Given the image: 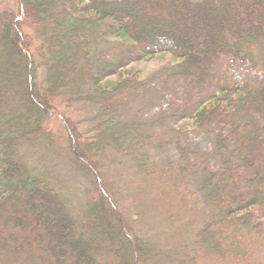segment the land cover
I'll return each instance as SVG.
<instances>
[{"label":"trees","instance_id":"obj_1","mask_svg":"<svg viewBox=\"0 0 264 264\" xmlns=\"http://www.w3.org/2000/svg\"><path fill=\"white\" fill-rule=\"evenodd\" d=\"M17 2L20 16L0 19V255L35 239L33 232L39 243L10 252L6 262L264 264V0ZM21 24L39 37V63ZM156 56L168 59L172 130L183 124L204 134L211 153L176 140L180 158L165 157L151 170L150 153L164 147L154 142L157 127L122 119L119 103L161 79L137 68ZM60 100L95 111L84 121L60 119L75 162L98 186L81 224L33 175L23 152L51 138L45 121ZM120 154L164 179L169 218L181 220L171 219L168 251L134 234L109 185H99V164ZM193 201L205 211L195 231L186 221Z\"/></svg>","mask_w":264,"mask_h":264},{"label":"rangeland","instance_id":"obj_2","mask_svg":"<svg viewBox=\"0 0 264 264\" xmlns=\"http://www.w3.org/2000/svg\"><path fill=\"white\" fill-rule=\"evenodd\" d=\"M5 13H11L17 18L20 16L17 0H0V19L2 18L1 15ZM0 24H2L1 20ZM21 28L27 35L32 36L31 52L35 56V61L39 63L37 51L40 43L39 37L28 25H22ZM164 57L156 56L147 62L137 64V68L143 76L159 73L158 75L162 77L159 76L161 79L156 80L149 88L139 90L130 99L125 98L119 103L122 119L147 124L153 123L157 127L158 132L154 142H160L164 147L154 149L153 153H150L151 162L149 167L151 170L154 167L160 170L161 166L157 163L163 162V159H166L165 157H170L172 162H176L180 158V152L176 149V140H179L182 146L188 147L193 152L198 150L211 153L210 143L204 137V134L198 135L190 130L185 131L183 130L185 127L183 124L182 126L180 124L176 125L177 131L172 130V120L167 116L171 97L164 87V81L167 80L165 72L169 66L168 59ZM39 72L42 73V68ZM39 78L41 80V74H39ZM60 101L54 104L55 110L52 112L54 116L50 115V118L45 121V129L49 132L51 138L38 145H27L23 152L33 175L48 182L72 216L81 224L84 222L86 202L95 200L99 196L98 186L95 184V180L84 174L75 162L67 142V130L60 119L61 116H65L74 121H84L92 117L95 111L91 106L84 104L75 106L72 111L67 109V106ZM84 129L82 128L81 132H84ZM191 151L188 153L190 159H192ZM113 157L114 162H108L105 166L104 162L99 164L101 172L98 179L99 185L100 183L104 184V181L109 185L110 189L107 191H110V194L117 200L124 220L132 227L134 234L150 239L155 245H159L168 251L173 245L172 239L175 233V224L171 219L173 218L175 223L181 220L179 221L177 217L175 219L174 217L169 218L168 210H170L171 205L164 179L158 178L160 180L155 181L156 179L146 174L144 170L136 169L131 158L125 154L114 155ZM174 171L173 168L172 172ZM173 179H176V177ZM176 181H180V179L177 178ZM204 215L205 211L194 207V201L191 202L186 221L189 220L194 223L193 231L200 226V217ZM2 219H0V224L3 222ZM33 235L37 238L38 234L33 232ZM1 236L5 237L3 234ZM8 238L4 240L9 242ZM36 238L27 242V239L19 240V246L13 248L10 252H14L17 248L23 250L39 243ZM10 252L5 254L7 258L10 257ZM253 255L255 258H261L263 251L257 249L253 252ZM6 257L0 255V264H8L5 260ZM102 260L104 261V256ZM199 262L201 264H216L210 259H201Z\"/></svg>","mask_w":264,"mask_h":264}]
</instances>
